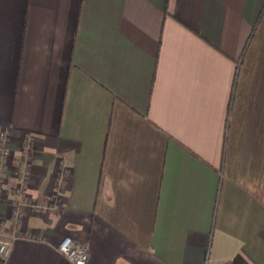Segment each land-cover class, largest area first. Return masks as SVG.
I'll return each mask as SVG.
<instances>
[{"label":"crops","instance_id":"1","mask_svg":"<svg viewBox=\"0 0 264 264\" xmlns=\"http://www.w3.org/2000/svg\"><path fill=\"white\" fill-rule=\"evenodd\" d=\"M1 131L0 264H264V0H0Z\"/></svg>","mask_w":264,"mask_h":264},{"label":"built area","instance_id":"2","mask_svg":"<svg viewBox=\"0 0 264 264\" xmlns=\"http://www.w3.org/2000/svg\"><path fill=\"white\" fill-rule=\"evenodd\" d=\"M7 134L4 131L0 132V138L6 139ZM22 162L15 171L18 183L16 188L17 198L12 203L11 217L15 223L20 222L23 219V204L22 198L24 196L23 189L26 187L30 175V164L32 151L28 146H24L22 149ZM10 157V151L4 146L0 147V184L3 183L4 174L7 171V160ZM67 171L62 167L57 174V182L62 183L64 176ZM1 194V193H0ZM56 205H59L56 203ZM9 243L3 241L0 238V261L4 260L9 254ZM59 253L68 261L70 264H86L88 255L83 246L74 242L70 238H65L58 247ZM208 264V263H205Z\"/></svg>","mask_w":264,"mask_h":264}]
</instances>
